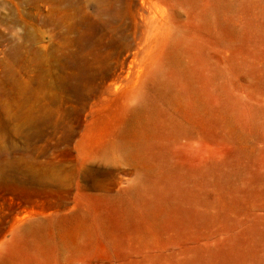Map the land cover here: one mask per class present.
Masks as SVG:
<instances>
[{
	"label": "rangeland",
	"instance_id": "1",
	"mask_svg": "<svg viewBox=\"0 0 264 264\" xmlns=\"http://www.w3.org/2000/svg\"><path fill=\"white\" fill-rule=\"evenodd\" d=\"M217 1L0 0V264H264V0Z\"/></svg>",
	"mask_w": 264,
	"mask_h": 264
},
{
	"label": "bare ground",
	"instance_id": "2",
	"mask_svg": "<svg viewBox=\"0 0 264 264\" xmlns=\"http://www.w3.org/2000/svg\"><path fill=\"white\" fill-rule=\"evenodd\" d=\"M186 1L195 2L198 0H186ZM231 7H232L231 3L228 2L227 0L217 1L216 5L213 7V10L206 15V22L208 24L212 25L217 19H219L218 17H222L225 20L227 32L230 33L232 35V37H241L244 33V30L242 28H240L235 22L228 19L227 14L225 13L226 10L231 8ZM187 40L188 39L186 37L182 36L178 41H176L173 44L167 59L159 57L158 54L156 55L153 48H151V50L149 51L148 56H149L150 61L148 60V63L150 64V62H152V67H150V68L152 69V72L154 73V80H159L162 78V80H160L161 81V87H163L164 89H166L168 86H170L172 84V79L169 77V75L166 72V68H167L168 63L171 64L176 69V72L179 76L182 74L181 72L185 71L184 64H183V54L189 50V47L191 45V41H189V43H190L189 44L187 42ZM153 64H154V66H153ZM187 73H188V77H190V80L193 81L194 76H195L194 68L191 69L190 67H188ZM190 94H191V97L194 98L193 109H200L203 111L208 110L207 100L204 98V95H202L199 92V90H197L194 87V84H192V88L190 89ZM149 110L152 112L158 111L156 108L153 109L152 105H150L148 102H146L145 106L142 108V110L140 112H143V113L146 112L147 113V111H149ZM150 131H151V128L149 129V131H147V127H146V133H148ZM152 131L155 132L154 129ZM132 132L135 133L137 136H139V134H140V131H137L135 129H133ZM141 134L144 135V133H141ZM141 134H140V137L142 136ZM140 144H141L140 142L135 143L134 144V146H135L134 150H138L140 148ZM30 219H31V221H33V225H31L29 227V230L34 228L35 226H38V227L42 226L43 227L44 222H42L40 220H35L34 218H30ZM32 219H34V220H32Z\"/></svg>",
	"mask_w": 264,
	"mask_h": 264
}]
</instances>
